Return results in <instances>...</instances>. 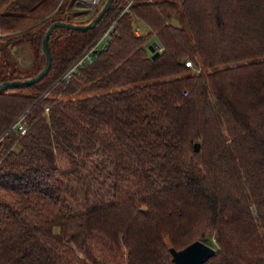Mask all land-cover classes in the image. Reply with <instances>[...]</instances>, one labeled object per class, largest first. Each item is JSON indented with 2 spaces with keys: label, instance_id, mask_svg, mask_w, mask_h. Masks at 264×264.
I'll return each instance as SVG.
<instances>
[{
  "label": "trees",
  "instance_id": "16d2710c",
  "mask_svg": "<svg viewBox=\"0 0 264 264\" xmlns=\"http://www.w3.org/2000/svg\"><path fill=\"white\" fill-rule=\"evenodd\" d=\"M83 11L0 0V81L39 72L49 24ZM100 22L55 27L46 74L0 90V264H173L200 238L202 264H264V0H133L60 79Z\"/></svg>",
  "mask_w": 264,
  "mask_h": 264
},
{
  "label": "water",
  "instance_id": "95a60500",
  "mask_svg": "<svg viewBox=\"0 0 264 264\" xmlns=\"http://www.w3.org/2000/svg\"><path fill=\"white\" fill-rule=\"evenodd\" d=\"M113 0H103L101 5L95 10L91 17L85 22H75L69 20H54L52 21L47 29L45 30L41 47L45 56V64L42 69L36 74L25 78V79H14L0 81V90L16 86H24L33 83L42 78L48 71L51 64V52L49 48V36L55 27H64L68 29L86 30L94 27L105 15V13L111 7ZM158 42L153 40L148 44L149 50L152 52V56L157 55ZM200 143L194 142V148L199 149ZM169 252L171 254V261L173 264H202L210 256L215 253V248L207 244L202 239H196L182 248H175L169 246Z\"/></svg>",
  "mask_w": 264,
  "mask_h": 264
},
{
  "label": "built area",
  "instance_id": "2783aa9c",
  "mask_svg": "<svg viewBox=\"0 0 264 264\" xmlns=\"http://www.w3.org/2000/svg\"><path fill=\"white\" fill-rule=\"evenodd\" d=\"M73 2L75 7L78 8H95V10L101 5L103 0H70ZM114 1V0H113ZM133 0H115L114 3L116 6L112 9L120 10V12L114 15L108 22H106L105 26L101 28L99 32L95 34L93 40L87 44L84 49L72 60V62L65 68V70L61 73L60 79L69 80L74 76L78 70L95 60L100 54V52L105 49L108 43L111 40L112 32L114 30V26L116 24V19L124 12H128L130 9V5ZM113 3V2H112ZM111 8V7H110ZM109 8V9H110ZM94 10V12H95ZM138 32L139 29L136 28ZM185 64L187 66H194L191 60H185ZM23 114H20L13 124V127H17L20 133H24L26 131V127L23 122Z\"/></svg>",
  "mask_w": 264,
  "mask_h": 264
},
{
  "label": "rangeland",
  "instance_id": "374dc122",
  "mask_svg": "<svg viewBox=\"0 0 264 264\" xmlns=\"http://www.w3.org/2000/svg\"><path fill=\"white\" fill-rule=\"evenodd\" d=\"M115 1V0H114ZM114 1H113V3L111 4V8H114L115 6H116V4L114 3ZM84 9V11L83 12H85V14L86 15H92L93 13H94V10H95V8H83ZM115 13H116V10H112L107 16H103V20L100 22V24H99V27H98V32L101 30V28L103 27V26H105V24H106V22H108L111 18H113L114 17V15H115ZM106 14V13H105ZM112 20V19H111ZM142 30L140 29L139 30V32H141ZM201 239V238H200ZM202 240L203 241H205L207 244H209V245H211V243H210V239L208 238H202ZM211 240H213L214 241V238L212 237L211 238ZM212 246V245H211Z\"/></svg>",
  "mask_w": 264,
  "mask_h": 264
}]
</instances>
